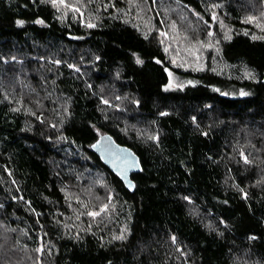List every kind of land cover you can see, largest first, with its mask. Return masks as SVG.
I'll use <instances>...</instances> for the list:
<instances>
[{"label":"trees","instance_id":"obj_1","mask_svg":"<svg viewBox=\"0 0 264 264\" xmlns=\"http://www.w3.org/2000/svg\"><path fill=\"white\" fill-rule=\"evenodd\" d=\"M75 4L0 0V264H264V0ZM170 25L213 30L218 67L173 64ZM105 134L141 160L133 193L91 149Z\"/></svg>","mask_w":264,"mask_h":264},{"label":"rangeland","instance_id":"obj_2","mask_svg":"<svg viewBox=\"0 0 264 264\" xmlns=\"http://www.w3.org/2000/svg\"><path fill=\"white\" fill-rule=\"evenodd\" d=\"M71 1L72 0H66V3L79 7L77 4H75L76 2H79V0H73L74 3H72ZM61 10H63L62 7H61ZM67 10L72 11L71 8ZM75 13H78L81 15V17H84L81 9H80V12H75ZM152 28H153L152 26L149 28V32H152ZM211 31L213 32V30ZM181 32L182 31H180V33H177L176 30L174 29V26L170 25L168 29H166V31L164 32V33H167V35L161 36L165 49H167V51L169 52V55L172 61L173 59L176 60L175 65L177 67L185 69V70L197 71V63H198L199 65H202V69H205L210 59V55H213V57L211 58V62L210 61L209 62L211 63L213 67L215 66L218 67L219 64L217 63L218 62L217 48H219L218 47L219 44H217L216 41H219V40L216 39L214 33L212 37H206L203 39V38H200L199 35L194 36V37H188L186 35L183 36L181 35ZM226 33L228 34L227 29H226ZM173 37H176V39H173ZM185 37H188V39L186 40ZM197 41H200L204 43L205 45L211 42L212 46L211 47H200V44L197 43ZM193 51H195V55L192 54ZM197 56H199L198 62L196 60ZM220 68H217V69H220ZM172 79L174 82H180L184 86L189 84L188 80L181 79L177 77L175 74H173ZM173 89H177V88H172L169 90H173ZM99 214H101V211L99 212ZM37 253H38V256H36L35 261H38V264H41L40 262L41 252H37Z\"/></svg>","mask_w":264,"mask_h":264},{"label":"snow or ice","instance_id":"obj_3","mask_svg":"<svg viewBox=\"0 0 264 264\" xmlns=\"http://www.w3.org/2000/svg\"><path fill=\"white\" fill-rule=\"evenodd\" d=\"M33 2H35V0H33ZM40 3H50L51 6H52L53 8L57 9V11H60V10H61V7H62V8L65 9V10L71 8V10H72L73 12H80V8H79V7H76V6H74V5H70V4L66 3V0H40ZM106 7H107V6H106ZM212 19H213V20H216V19H217V16H216V13H215V12H213V14H212ZM254 19H255L254 17L249 16L244 22H245V23H251ZM24 23H25L24 20H17V21H16V24H17L18 26H22ZM34 23H36V24H43L44 21L41 20V19H36V20L34 21ZM220 25H221L222 28L224 27V25H223V21H220ZM87 26H88L89 28H92V27H94L95 25L89 22ZM256 26H257V27H260L261 30L264 31V26H261L259 23H257ZM209 27H210V25H209ZM166 35H167V33H164V32H161V33H160V36H166ZM207 35H208V37H212V36H213V32H212V31H208V32H207ZM245 35H248V33L245 32ZM145 38H147V36H145ZM251 38H252L253 40H256V39H264V36L257 37V36H255V35H253ZM173 39H176V37H173ZM185 39L187 40L188 37H185ZM224 39H231V37H230L227 33H225V34H224ZM197 43L200 44V47H211V46H212L211 42H209L207 45H205L204 43H202V42H200V41H197ZM216 43L219 44V41H216ZM165 51L167 52V49H165ZM217 51H219V48H217ZM192 54L195 55V51H193ZM133 55L135 56V53H133ZM13 59H14V58H13ZM96 59L98 60L99 57H96ZM196 60H197V62L199 61V56L196 57ZM55 63H56V64H59L60 61H55ZM135 63H136L137 65H142V64H143V60L140 59V58L137 56L136 59H135ZM156 63L159 64L160 61L157 60ZM172 63H173V64H176V60L173 59ZM181 66H182V65H181ZM68 67H69V68H73L74 65L69 64ZM201 69H202V65H199V64L197 63V70H201ZM75 70H76V71H79L78 68H76ZM165 71H168V70L165 69ZM168 76H169V82H168V84L165 86V91H167V90H169V89H172V88H177V89H181V90L183 89L184 85H183L182 83H180V82H174V81H173V79H172V77H173L172 72H168ZM246 76H247L248 78L253 79V80H255V78H256L255 75H254L252 72H247V73H246ZM188 83L191 84V83H193V82H192V81H189ZM216 90L219 91V89H216ZM223 94H226V93H223ZM248 94H249V93H246V92H244V91H241V93H240V95H242V96H243V95H248ZM119 98H120V97H117V99H119ZM102 102H103L104 104H108V103H109L108 100H103ZM134 102H135V101H134ZM16 110H17V109H13V111H16ZM160 115H162V116H163V115H168V113H166V112H161ZM192 119H193V122H195L196 118L193 117ZM42 122H43V121H42ZM53 127H55V125H53ZM202 134H203V135H207L206 132H205V133H202ZM148 139H150V140H154V141H157V140H158V136L150 135V136H148ZM98 143H99V142H98ZM92 147H97V145H92ZM239 155H240L241 159L243 160L244 164H246V165L252 164V163L254 162V161H252V160L249 159V155H250V154H249V155H245V153H244L243 150H240V151H239ZM135 164H138V161L132 160V161L130 162V165H135ZM258 183H259V181H258ZM129 187H134V186L129 185ZM240 191L243 192V189H241ZM245 198H247V194H246V193H245ZM183 199H185V200H189V198H188L187 196L183 197ZM189 202L191 203L190 200H189ZM2 207H3V205L0 204V208H2ZM107 207H108L107 205H103V206H101L100 211L103 212V211L107 210ZM87 215H89V216H91V217H96L97 215H99V212L89 211V212H87ZM221 223H223V221H221ZM211 230L215 231L214 228L211 229ZM124 231H125V230H122L120 235H114V236L112 237V239H113V240H124V239H125V236H124V234H123ZM218 234H220V233H218ZM171 239H172L173 243L176 242V237L173 236V237H171ZM249 239L254 240V239H256V237H255V236H252V237H250ZM36 251H38V252H42L43 249H42V248H38V249H36Z\"/></svg>","mask_w":264,"mask_h":264},{"label":"water","instance_id":"obj_4","mask_svg":"<svg viewBox=\"0 0 264 264\" xmlns=\"http://www.w3.org/2000/svg\"><path fill=\"white\" fill-rule=\"evenodd\" d=\"M93 145H97V147H91L92 151L101 159L103 164L122 181L126 189L133 193L135 190V183L132 179V175L142 171V164L139 156L131 148L117 143L109 134L100 136ZM132 160L138 161V164L130 165ZM129 185L134 187H129Z\"/></svg>","mask_w":264,"mask_h":264}]
</instances>
